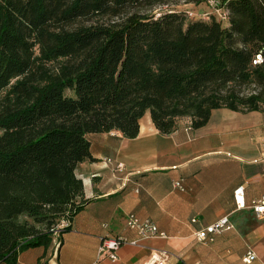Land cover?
<instances>
[{
    "label": "trees",
    "instance_id": "1",
    "mask_svg": "<svg viewBox=\"0 0 264 264\" xmlns=\"http://www.w3.org/2000/svg\"><path fill=\"white\" fill-rule=\"evenodd\" d=\"M179 2L202 0H0V264L70 230L88 135L264 111V0H220L225 23L147 13Z\"/></svg>",
    "mask_w": 264,
    "mask_h": 264
},
{
    "label": "crops",
    "instance_id": "2",
    "mask_svg": "<svg viewBox=\"0 0 264 264\" xmlns=\"http://www.w3.org/2000/svg\"><path fill=\"white\" fill-rule=\"evenodd\" d=\"M178 6L208 11L203 3ZM87 141L92 160L79 163L74 173L89 202L59 245L54 239L46 249H29L17 264H37L42 258L44 264H144L151 251L168 252L164 264H245L248 252L256 256L250 264H264V219L248 208L264 197V111L214 110L199 129L182 118L169 135L160 134L146 113L134 139L114 131L88 135ZM116 164H122V172L115 171ZM178 181L182 190L173 188ZM238 187L247 206L242 210L233 200ZM128 214L151 222L162 237L141 239L126 227ZM223 217L233 229L211 242L196 239L198 231ZM103 237L137 245H122L116 262L98 261Z\"/></svg>",
    "mask_w": 264,
    "mask_h": 264
},
{
    "label": "built area",
    "instance_id": "3",
    "mask_svg": "<svg viewBox=\"0 0 264 264\" xmlns=\"http://www.w3.org/2000/svg\"><path fill=\"white\" fill-rule=\"evenodd\" d=\"M208 8L207 12L195 13L193 10H183L178 5L167 6L162 5L156 8L153 13L154 17L157 18L162 13H174L183 12L185 17L190 20H208L209 18H214L220 23H225L227 21L228 12L222 8L220 0H202ZM253 65H258L262 63V57L260 54L256 55L253 60ZM108 164H112L110 160L106 161ZM116 172H122V164H116L114 166ZM173 188L182 190V184L180 181L173 184ZM233 200L237 210H242L247 208L244 199V189L243 187H238L233 192ZM248 208L251 210L256 219H264V197L252 202ZM192 222H195L193 220ZM125 225L130 230H133L141 239H150L156 237H162L157 230V227L153 225L148 220H141L133 214H128L125 217ZM68 226V222H62L55 234L59 233V230ZM105 227V226H104ZM233 229L228 217H223L213 224L207 226L203 230L198 231L195 236L196 239L202 243L211 242L213 237L225 231ZM129 243L131 245H137V242H128V240L122 237H103L99 240V246L97 249V260L108 259L111 262L117 261V251L122 245ZM170 254L166 251H151L144 264H164ZM256 258L255 254L248 252L246 257L242 260L245 264H250Z\"/></svg>",
    "mask_w": 264,
    "mask_h": 264
},
{
    "label": "rangeland",
    "instance_id": "4",
    "mask_svg": "<svg viewBox=\"0 0 264 264\" xmlns=\"http://www.w3.org/2000/svg\"><path fill=\"white\" fill-rule=\"evenodd\" d=\"M183 3H184V2H179V3H176V4H175V3H167L166 5H167V6H172V5H173V6H176V5H180V6H181ZM158 7H159V6H158ZM155 10H156V8L153 9V10L151 9V10L148 11L147 13H148V14H153V13L155 12Z\"/></svg>",
    "mask_w": 264,
    "mask_h": 264
}]
</instances>
